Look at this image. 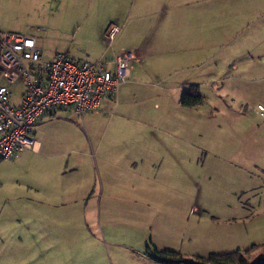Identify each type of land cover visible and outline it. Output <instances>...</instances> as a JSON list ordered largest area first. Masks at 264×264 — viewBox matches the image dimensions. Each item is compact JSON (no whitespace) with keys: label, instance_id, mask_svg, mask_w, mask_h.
I'll list each match as a JSON object with an SVG mask.
<instances>
[{"label":"rangeland","instance_id":"obj_1","mask_svg":"<svg viewBox=\"0 0 264 264\" xmlns=\"http://www.w3.org/2000/svg\"><path fill=\"white\" fill-rule=\"evenodd\" d=\"M222 1L0 0V33L33 36L46 60L111 68L123 42L142 46L120 101L56 109L28 134L39 153L0 159V264H155L147 242L186 259L264 243L262 42L241 46L264 20L244 30ZM191 86L203 102L185 107ZM156 139L169 150L150 175L162 182H135L151 171L133 151Z\"/></svg>","mask_w":264,"mask_h":264},{"label":"built area","instance_id":"obj_2","mask_svg":"<svg viewBox=\"0 0 264 264\" xmlns=\"http://www.w3.org/2000/svg\"><path fill=\"white\" fill-rule=\"evenodd\" d=\"M116 32V26L108 27L107 40ZM0 48V159L14 157L24 149L37 150L36 139L28 134L49 110H69L81 116L113 96L128 78L133 59L130 52L120 53L111 68L67 53L45 60L35 38L17 32L0 35ZM17 84L23 88L13 103L12 86ZM258 110L264 116L262 105Z\"/></svg>","mask_w":264,"mask_h":264},{"label":"crops","instance_id":"obj_3","mask_svg":"<svg viewBox=\"0 0 264 264\" xmlns=\"http://www.w3.org/2000/svg\"><path fill=\"white\" fill-rule=\"evenodd\" d=\"M137 1H140V2H137V3H142L145 6L144 8H146V0H137ZM141 1H143V2H141ZM222 2H223V7L224 8H229V11L231 10V14L232 15H231V21L230 22H242L243 24H245L244 30H246V27L248 25L254 23L256 19L263 18V20H264V0H223ZM144 14H146V13H144ZM173 22L176 23L177 21H173ZM144 23L145 24H143V31H146V19H145ZM136 28H139L137 24H135V26L133 27V30H135ZM259 31H261L260 34L263 36V39L261 41L258 40V37H257ZM103 32H104V30H103ZM263 32H264V26H262V25L260 27H258V28L256 26L251 28L249 34H246L247 31H245L246 35H245V37H244V39H243V41L241 43V46H242V48L244 50H245V48H250V47H251V49L254 48L255 52L257 54H259V52H260V42H262L261 53H262V58L264 60V33ZM17 33H20V32H17ZM115 37H116V35L114 36L112 41L115 39ZM253 40L258 42V45L256 44L257 46H252V41ZM36 46H37V44H36ZM123 47H124V49H122ZM127 48L128 49H132L133 51L129 50V51H125V52H130L133 55V59L134 60L138 59V56L140 55V52H142V46H139V44H134V43H131V42H126V41L122 43V45H121V47L119 49L120 52L118 51L119 53H117L116 55H118L120 53H123L125 49L127 50ZM111 63L113 64V60H112ZM263 65H264V62H263ZM233 66H236V65H233ZM131 74H132V69L130 67L128 78H130ZM126 83L127 82H124L123 84H120L116 88L114 96L104 98L100 102L98 107L101 105V103L103 101H106V102H108L110 104L115 103L116 102L115 100H117V99L120 101L121 98L123 97V92H125L124 91V87L122 85H125ZM61 110H63V109H61ZM55 113H56V109L49 110L44 117H42L40 120H38L33 125V127L38 126L40 128V130H42L43 124H44L43 122L46 119L54 118L55 117ZM136 131H138V129L134 130V133ZM128 134H131V133H128ZM146 135L147 136H153L154 133L148 131ZM34 139H36V138H34ZM36 142H37V150H35V151L31 150V151L33 153L37 154V153H39L41 151V149L43 147V142L40 141V139H36ZM157 142H160V140L156 139V142H154V143L148 142V143H146V145H141L137 150L133 151L134 152L133 156L137 155V157H139L140 160H142V162H143V160H145L146 166L151 171L150 173H148V177H147L146 173L143 172V174H142L140 172V171H143V168H141L138 173H136V170H135L134 173H133L135 175V177H136V174H138V177L135 178V182L146 181V180L150 181L151 184H155L157 182L158 183L162 182L158 177L150 176V175L153 174V169H154L155 165L157 163H159V165H161L162 160L166 156V155H163V154L169 153V150L167 149L168 148L167 145H159V144H156ZM50 146L51 145L49 144V142H47L46 143V147L49 148ZM170 146L172 148H174V149L176 148L175 144L174 145H170ZM24 150H22V151H24ZM27 150H29V149H27ZM172 153L173 152H171V154L169 156L176 158V155H173ZM145 162H143V164ZM124 176H125V174H124ZM124 179L127 182L131 178L126 177ZM143 259H144L145 262L146 261H151L148 258H146V256L144 254H143Z\"/></svg>","mask_w":264,"mask_h":264},{"label":"trees","instance_id":"obj_4","mask_svg":"<svg viewBox=\"0 0 264 264\" xmlns=\"http://www.w3.org/2000/svg\"><path fill=\"white\" fill-rule=\"evenodd\" d=\"M202 102L203 96L198 92L196 86H191L188 91L183 93L180 103L185 107H193L202 104ZM144 255L155 264H264V243L252 244L245 250L236 249L231 252L186 259L177 251L159 250L155 245L150 246L147 242Z\"/></svg>","mask_w":264,"mask_h":264}]
</instances>
